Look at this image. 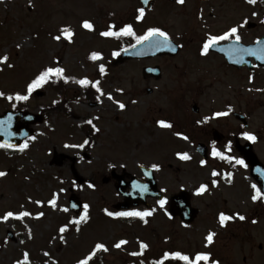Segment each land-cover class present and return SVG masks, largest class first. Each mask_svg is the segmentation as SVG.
Masks as SVG:
<instances>
[{"label":"rangeland","instance_id":"obj_1","mask_svg":"<svg viewBox=\"0 0 264 264\" xmlns=\"http://www.w3.org/2000/svg\"><path fill=\"white\" fill-rule=\"evenodd\" d=\"M225 4L222 0H185L183 5L176 0L159 1L143 20L137 21L139 0H0V57L7 54L8 63L14 65H0V91L5 96L25 94L27 84L59 60L66 75L76 80L85 76L100 79L104 92H111L114 99L127 106L121 110L106 96L90 106L82 98L83 87L73 81L60 90H55L51 82L37 89L45 93L42 98L32 93L26 111L41 114L44 122L34 127L37 139L28 140L29 148L24 152L0 149V171L7 173L0 177V216L9 210H28L33 214L43 211L45 216L26 218L23 222H0V264H15L24 250L30 253L32 264H76L98 241L105 242L109 251L98 252L91 264H151L153 258L166 251L189 255L210 252L221 264H264V220L252 225L248 234L237 229L238 218L224 227L218 220L220 212L246 217L256 203L251 199L254 182L248 168L237 165L233 170H225L233 173L229 183L223 175L226 172L221 170L223 163L212 159L202 166L196 150L199 143L207 144V139L212 142V128L241 143L247 141L239 138L241 132L249 131L257 136L252 143L258 157L263 158L264 71L250 74L245 69L236 70L221 56L210 52L202 55L201 48L208 33L221 34L245 18L259 28H241V42L254 44L264 36V0H258L256 5H249L246 0H230L226 7ZM253 12L259 15L253 16ZM84 19L94 23V32L80 26ZM111 23H131L137 34L149 27H160L182 50L175 58L130 61L114 68L111 62L116 56L112 52L119 51L118 43L99 35ZM66 25L75 30L74 42L55 41L53 36ZM92 51L101 52L103 60L89 62L87 56ZM100 63L110 68L106 79L99 77ZM156 66L161 68L159 80L143 78L145 67ZM117 88H122L123 93L116 92ZM148 89L153 93L149 95ZM15 102L0 97V115L16 112ZM194 102L200 106V117L191 112ZM65 104L70 109L68 114ZM229 108L230 114L218 121L197 123ZM128 109L143 113L131 119L126 115ZM234 114L245 116L249 126L245 127ZM94 117H99L93 121L100 134L89 138L80 125ZM161 119L171 122L173 127L161 128L157 123ZM177 132L187 135L189 140L176 136ZM85 139L92 143L83 149L65 147ZM178 152H188L192 158L180 160ZM153 164L160 165L159 170L153 169ZM140 166L154 170L160 190L166 189L162 192L167 200L182 189L191 194L192 206L200 212L195 223L185 226L179 219H170L155 200L148 201L157 211L147 218V224L139 218H111L105 214L104 209L115 211L113 206L123 199L115 189L118 179L109 184H103V179L112 178L113 172L127 184L133 182V177L143 182ZM213 170L221 176L213 177ZM74 173L83 180L82 184L76 182L75 188L71 184L76 181ZM213 179L218 180V186L211 185ZM89 183L95 184V188H89ZM203 183L209 184V189L197 195L196 190ZM62 187L69 191L61 195V207L69 206L71 189L83 204L90 205L89 222L82 223L79 232L70 226L64 234L67 243L59 239L58 228L76 215L53 210L46 204L51 194ZM29 197L33 202H29ZM36 200L45 201V207L36 205ZM165 208L168 211V203ZM25 224L32 229L31 239ZM210 231L216 236L207 245L205 237ZM8 233L13 234V239ZM120 239L129 243L121 249L113 248ZM140 241L149 248L143 255H129L140 251ZM46 251L51 253L50 257L44 256Z\"/></svg>","mask_w":264,"mask_h":264},{"label":"snow or ice","instance_id":"obj_2","mask_svg":"<svg viewBox=\"0 0 264 264\" xmlns=\"http://www.w3.org/2000/svg\"><path fill=\"white\" fill-rule=\"evenodd\" d=\"M178 4L183 5L185 3V0H176ZM258 0H246V3L249 5H256ZM143 3L145 5L149 4V0H143ZM136 20L141 21L145 18L146 9L145 7H140L137 10ZM253 16L259 15L258 12H253ZM264 22V21H262ZM248 24L247 18H245L242 22L235 24L234 26H230L226 31L222 32L221 34H212L208 33L201 48V54L207 56L211 49L219 47L220 43L223 41H232L233 43L230 45L228 49L220 48V51H226L228 54L229 59H233L234 63L237 64H243L245 63V57L251 56L255 57L257 60L264 61V41H261L260 39H257L255 41V44L259 47H244L241 45L242 36L240 34V29L245 27ZM83 29L94 32L95 31V25L94 23L89 19H84L81 22L80 25ZM76 33L75 30L72 29L70 25H66L59 29V34L53 36V39L57 42H60L61 40H65L68 43L74 42V37ZM99 35L104 38H113V39H120L122 37H130L134 38L136 45H143L145 43L151 45L152 47L156 49H160L162 47H170L172 51H175L176 48L172 44V38L170 34L163 30L160 27H149L143 34H137V32L134 30L133 24L131 23H124L122 26L117 25L116 23H111L106 26V30L99 32ZM20 45H17V48H19ZM135 47V45H133ZM124 51H127L125 48ZM113 56H119V51H113ZM10 57L5 54L2 57H0V65H7L8 67H14V65L8 63ZM89 59L91 61H102L103 55L101 52L98 51H92ZM56 66H49L45 67L42 71H40L34 79L31 80L30 83L26 86V92L25 94H21L17 92L15 96L13 95H7L5 96V93L3 91H0V97H5L7 100L12 101H27L29 100L30 96L34 91L37 89H40L44 87L45 85L51 83L58 82L62 80L64 83H68L69 81H73L77 84H79L83 88L91 87L93 88L96 93H98L96 99L100 101L101 97L106 96L108 100L113 101L119 109L124 110L127 106L125 103H123L120 100H116L113 97V94L111 92L105 93L102 89L101 80L100 79H90L87 76L80 78L78 80L74 79L73 77H70L66 75V69L64 67L59 66L60 62L57 60ZM2 70V69H0ZM98 72L101 77L105 76L107 74L106 65L104 63H100L98 66ZM122 88H117L116 92L123 93ZM54 103H57V101H54ZM102 103V101H101ZM135 103V101H133ZM231 108L228 109V111H217L213 113L212 116H205L202 121H197V123H204L206 121H209L213 118H220L228 116L231 112ZM11 116L8 117L6 121L0 120V134L3 135H15V133H12L9 131L11 126ZM93 119L98 120L99 117H94L92 119H87L85 123L87 125H90L92 129L95 132H99L100 129L93 123ZM158 125L161 128H167L171 129L173 127V124L171 122H168L166 120H159ZM176 136L184 139L189 140V137L183 133L177 132L175 133ZM242 137L250 142H255L257 140V136L249 131H242L241 132ZM25 136H27V133H25ZM30 139L32 141H35L37 139L36 136H31ZM90 141L88 139H85L82 143L79 144H66L65 147L69 149H83L86 145H89ZM16 148L20 152H24L26 149L29 148V144L27 141H25L22 144L19 145H13L8 142L0 143V149H12ZM232 151V145L231 142H229L227 145H225L224 150H221L216 147L215 143H213L212 149H211V155L219 159L221 161H225L229 164L240 165L244 168H248V164L245 162L242 158H237L234 155H231ZM177 157L180 160L188 161L192 157L189 155L188 152H178L176 153ZM200 164L202 166L207 165L206 160H201ZM115 165H112L114 167ZM153 169L159 170L160 165L153 164ZM262 177H264V169H257L256 170ZM149 174V173H146ZM7 175L6 172L0 171V177H5ZM211 175L213 177H220L221 173L213 170ZM225 179L229 183L232 182V176L233 173L226 172L223 174ZM218 180L213 179L211 180V185L218 186ZM72 187H77L76 181H71ZM89 188L94 189L95 184L89 183L87 185ZM79 187H83V185H80ZM132 188L139 193H145L148 191V186L146 184L140 183L139 181H134L132 183ZM251 188L253 190V194L251 196V199L253 202H256L258 200H264V190H262V186H258L257 184L253 183L251 185ZM209 189V184L203 183L201 184L197 190L196 194L201 195L204 194ZM69 191L68 188H60L58 191L53 192L51 194V198L47 200L46 204L47 206H50L53 210H59L64 213H68L71 209H76L79 207L77 203H71L69 206H63L61 207L59 205V200L62 194H66ZM166 191V189L162 190ZM29 202H33L32 198H28ZM34 203L40 207H45V201L43 200H36ZM168 203L167 198H161L157 201V204L161 210H164L165 214L169 216L171 219V214L167 211L165 208V205ZM24 206L21 205V209H23ZM157 211L155 207L146 208L144 210H131V211H109L107 208L104 209L105 214L108 217L111 218H139L141 221H143L145 224L148 223V217H151L154 215V213ZM45 216V212L40 211L35 214H33L31 211L28 210H20V211H6L2 216H0V222H7L10 219L17 220V221H25L26 218H33V219H40ZM90 205L87 203L83 204L82 207V213L78 214L77 216H74L68 220L67 223L61 225L58 228V234L59 239L67 243L65 239V233L70 231V226L74 227L76 232H79L80 225L82 223L86 224L90 220ZM238 218L239 220L243 221L246 219L244 215H241L239 213H235L232 215L226 214L225 212H220L218 215L219 224L224 227L227 225V222L232 221L233 219ZM253 223H256L254 220ZM27 230L28 238L31 239L33 236L32 229L27 224L24 225ZM216 236V233L213 231H210L208 235L205 237V240L207 242V245H211L213 243L214 237ZM55 239V237H53ZM21 243H24V241H21ZM129 242L126 239H120L117 242H115L112 247L116 249H121L122 246L127 245ZM140 251L139 252H131L129 255L132 256H139L143 255L144 251L149 248V245L143 241L139 242ZM109 247L105 242L98 241L94 244V246L91 248L90 251H88L85 255H83L82 258H78L76 260V264H91V262L94 260V258L97 256L98 252H108ZM44 256L50 257L51 253L44 252ZM167 261H181L183 264H220L218 260L212 259V254L210 252H197L194 255H189L187 253H184L182 251H170L165 252L163 254L162 259L155 262V264H165ZM15 264H32L30 259V253L27 250H24L22 252V258L17 259L15 261ZM53 264H59L58 261H54ZM143 264V262H141Z\"/></svg>","mask_w":264,"mask_h":264},{"label":"water","instance_id":"obj_3","mask_svg":"<svg viewBox=\"0 0 264 264\" xmlns=\"http://www.w3.org/2000/svg\"><path fill=\"white\" fill-rule=\"evenodd\" d=\"M140 1L142 4V7H145L147 11V10H151L155 2H157L158 0H149L148 5H145L143 3V0H140ZM248 27L251 29V28H254L255 25L249 24ZM260 40L264 41V38ZM232 43L227 44V45H219V47L213 48L211 49V51L217 52L225 56L229 64L238 69L245 67V66L251 67V64H250L251 58H253L256 61L257 67H264V61L257 60L255 57H251V56H246L245 57L246 62L243 64L234 63L233 62L234 58L229 59L226 51H220V48L228 49ZM172 44L176 48L175 51H172L170 47H162L160 49H156L147 43L143 45H136L132 49H128L127 51H124L119 57H117L113 61L112 65L119 66L131 60H145V59H151V58L158 57V56L176 57L180 53V47L173 41H172ZM248 47H259V46L255 44L254 46H248ZM143 76L145 78L151 76V77H155L156 79H159L161 77V69L159 67L144 68ZM148 93L151 94L152 90H148ZM35 95H37L38 97H43L44 94L41 92H36ZM193 112L196 114L199 113V108L197 105L193 107ZM9 116H11L12 118L9 131L12 133H15V135L0 134V143L8 142L13 145L22 144L27 139H29L31 136L34 135V132L31 130L30 127L37 123L43 122L42 116L34 115L29 112H19V113L6 112L3 116H0V120L6 121ZM238 117L240 119H243L241 116H238ZM25 133H27V136H25ZM215 139L217 141H220V139H217V133H215ZM242 148L243 149L241 150V154L246 160L247 164L251 167L252 176L262 186L264 190V177H262L256 171L257 169H264V166L259 162L255 154L253 153L252 145L248 144ZM198 152L203 156L205 160H207V149L205 148V146L200 145L198 147ZM141 171L147 180L143 184H146L148 186V191L145 193H139V192H136L132 188V183L129 185H126L125 183L121 182L119 185L116 186V189H117V192L123 196L125 202L117 204L114 207L117 211L136 208V207H139L141 204L146 205V207H149V205L147 204V199L154 198V199L159 200L161 198H164L163 195L158 191L157 182L155 180L153 171L150 169L143 168V167H141ZM146 173H149V174H146ZM74 174L77 180L80 183H82L83 181L79 177H77V174L76 173ZM110 181L111 179L105 178L103 180V183L108 184ZM134 181H137V180L134 179ZM127 187L130 188L129 193L125 192ZM71 192H73V190H71ZM71 203H77L79 205L78 208L71 209V211L77 215L80 214L82 211V207H83L80 197L72 193L69 199V205ZM169 213L173 217H180L183 220V222L190 224V223H193L194 220L197 218L199 211L192 207L191 197L189 193L186 191H182L180 194L171 198ZM9 236L13 238V235L11 233H9Z\"/></svg>","mask_w":264,"mask_h":264},{"label":"flooded vegetation","instance_id":"obj_4","mask_svg":"<svg viewBox=\"0 0 264 264\" xmlns=\"http://www.w3.org/2000/svg\"><path fill=\"white\" fill-rule=\"evenodd\" d=\"M232 1H234V0H232ZM223 2L226 3L224 5L226 7L230 3V0H222V3ZM258 28L259 27L256 26L255 29H251L250 31L257 30ZM243 69L247 70L250 74H253V73L258 72V71H264V68H257V69H253V70H250L248 68H243ZM194 104H197V103L194 102L193 105ZM199 109H200V106H199ZM200 113H201V111H200ZM200 113L197 114V115H194V116L200 117V115H201ZM218 120H219V118H213L209 122H215V121H218ZM243 125L245 127H248L249 126L248 119H247V122L246 123H243ZM214 131H217V132L220 133V134H217V139H220V141H217L215 139ZM210 133H211L210 136L212 138V142H211V139H207V141H206L207 144H204L206 146V148L209 150V156H210L209 161L212 160V159H216V158H214L211 155V149H212L213 143H215V145H216L217 148H221L222 150H224L225 145H227L229 142H231L232 150H235V153H232V151H231L230 154L236 156L237 158H242V156L240 155L239 150H241V146L242 145H245L249 141H245L244 143H241L239 140H237V141L233 142V141H231V139L226 134L221 133L220 131H218L215 128H212ZM241 137H242V135L239 138H241ZM253 147H254V151H255V145L254 144H253ZM216 160L219 163H227V162L221 161L219 159H216ZM261 162L264 164V147H263V158H262ZM248 170H249V168H248ZM253 182H254V180H253ZM254 220L256 221V223H259L260 221H263L264 220V200H258V201H256L255 204H253L251 210H249L247 212V215H246V219L245 220H243V221L240 220L239 222L237 220H235V222H238L237 229L239 231H241V233L244 230H246V234H248V232L250 231V228L252 227V225L255 224V223H253ZM239 231H238V233H239ZM237 236L239 237V234ZM238 237H236L235 240H238ZM259 249L261 250L262 249V246H259ZM243 261L245 263L246 262V259L243 260Z\"/></svg>","mask_w":264,"mask_h":264},{"label":"trees","instance_id":"obj_5","mask_svg":"<svg viewBox=\"0 0 264 264\" xmlns=\"http://www.w3.org/2000/svg\"><path fill=\"white\" fill-rule=\"evenodd\" d=\"M117 40L119 42L120 49L129 48V47H132L134 44H136L134 38H130V37H122V38L117 39ZM88 60H90L89 57H88ZM65 85H66V83H64L62 80L55 82V83H52V86L54 87L55 90L63 89L65 87ZM97 95H98V93H96V91L93 88H91V87L85 88V92H84V99L85 100H87L89 102H96V101H98L96 99ZM26 106H27L26 103L22 102V101H18L15 104V108L18 110L28 109ZM66 106H68V105L65 104V109H66ZM81 128L89 136H97L98 135V132H95L90 125L86 124V125L81 126ZM172 264H182V262L181 261H174V263H172Z\"/></svg>","mask_w":264,"mask_h":264},{"label":"bare ground","instance_id":"obj_6","mask_svg":"<svg viewBox=\"0 0 264 264\" xmlns=\"http://www.w3.org/2000/svg\"><path fill=\"white\" fill-rule=\"evenodd\" d=\"M143 113V110L140 112H131L130 109L127 110L126 115L131 119L139 118V116Z\"/></svg>","mask_w":264,"mask_h":264}]
</instances>
